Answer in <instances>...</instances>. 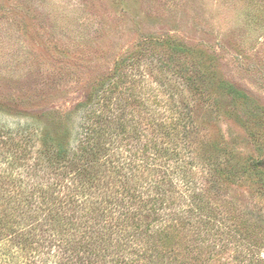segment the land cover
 <instances>
[{
  "label": "rangeland",
  "instance_id": "obj_1",
  "mask_svg": "<svg viewBox=\"0 0 264 264\" xmlns=\"http://www.w3.org/2000/svg\"><path fill=\"white\" fill-rule=\"evenodd\" d=\"M149 39H169L183 51L149 52L142 44ZM138 49L148 51L144 60L121 68L125 118L138 122L146 139L157 134L167 153L157 164L168 169L162 175L170 178L174 205L187 208L195 193L207 201L198 200V207L209 211L197 221L195 241L179 226L186 214L178 224V216L167 222L161 209L171 202L151 205L150 228L165 221L169 234L157 255L129 260L264 264V173L248 167L251 159L264 167V0H0V106L7 110L0 111V126L17 130L29 122L35 134L26 160L10 153L12 145L0 147V246L11 249L0 264H120L121 255L92 246L121 218L112 203L118 198L103 185L108 170L76 179L65 164L76 148L57 162L43 139L65 122L71 126L67 115ZM227 83L245 96L224 93ZM119 158L116 165L128 175L133 157L124 150ZM205 163L213 171L209 186ZM135 164L129 185L136 184L143 200L155 197L149 171ZM97 202L107 205L112 221Z\"/></svg>",
  "mask_w": 264,
  "mask_h": 264
},
{
  "label": "trees",
  "instance_id": "obj_2",
  "mask_svg": "<svg viewBox=\"0 0 264 264\" xmlns=\"http://www.w3.org/2000/svg\"><path fill=\"white\" fill-rule=\"evenodd\" d=\"M142 44L146 47H150V49H148L149 52H153L155 49H165V51L168 49L171 54L179 56V52L183 51L181 45H174L169 39H165L164 41H151V39H149L147 43L142 42ZM148 51L146 49H138L125 57L120 63H117L112 75L98 82L92 88L87 100L79 103L71 113L72 115H67L68 121L69 118L73 119L72 123H70L71 126L65 122L63 123L65 127L59 129L55 136H49L43 139L45 145L47 144L52 147L57 162H60L67 156L71 157V147L76 148V152L71 157L72 159L69 158V161L65 163L67 164V168L73 171V175L76 179H91V177L96 176L97 172L105 175L107 174L106 170H108L107 172H109V175H106L108 176V180L103 182V185H105V188H110L111 193L118 198L112 203L115 205L117 204V206L122 209L121 218L117 220V226L119 225V228L116 226L111 230L108 229L107 239L101 242L94 241L92 246L94 243H101L105 247V255H121V260H117L120 264H132L137 260L130 261V255H137V257L139 255H157L155 252L160 246H163L161 243L166 241L165 237L169 234L168 230L170 226L166 225L165 221L168 222L171 217V219H174L173 217L178 216V218L175 219L176 224H178L180 217L182 218V216L186 214V216H188L186 217L187 221L179 224L181 231L185 230L189 232L191 230L190 232L195 235H193V238L195 237V241H197V221L209 211L204 205L198 207V200L202 203H207V201L205 198L195 193L189 197L188 209L178 207L176 204L174 205L175 202L172 201V194H174V191L172 190V184L169 182L170 178L168 177V180L166 176L162 175L164 172L163 170L165 169V171L168 172V169L164 165L157 164L156 157L167 154L162 147H159L156 141L157 139L155 140V138H153L157 134L155 133L151 138L146 139L145 135L147 132L145 133L140 129L139 123L133 119L129 120L125 118L124 114L127 107L125 108L121 103V97L119 96L121 90L119 88L120 85L124 84L123 80H125L126 75L123 74V69L121 68L128 64H139L144 60L143 56H147ZM173 58L174 57H170L171 60H174ZM180 72L185 74L183 67ZM189 85L193 87L191 82ZM226 85L227 89L224 90V93L228 95L236 94L240 98L245 96L243 92H239L232 84L227 83ZM0 111L6 112L7 110L5 107L0 106ZM49 114L50 113H46L44 115ZM64 117L65 116H62V118ZM20 126L22 127V125ZM31 130L32 127L29 122L24 124L23 129L18 127L17 130H13L8 125L0 126V147L1 145H3V147L12 145L13 151L10 153L14 157V153L19 154L20 159L26 160L29 153L28 150L34 146L35 134L34 131ZM165 135L167 137L170 136L169 133H165ZM15 136L18 139H16ZM15 139L17 142H15ZM125 140L127 142L128 140L132 141V145L125 144ZM124 150L128 151L133 157L132 159H134V161L131 160L132 163H129L127 167L128 175L123 174L122 170L116 165L123 159L119 158L118 160H114V157ZM136 162H139L145 170L149 171L151 181H154L150 189L155 191V197L143 200L141 195L143 192L137 190L136 184L135 186L129 185L132 175L135 177V172L137 170L135 167ZM126 163L127 162H124V166ZM193 164L192 162V165ZM204 165L208 167L205 170L209 177L207 179L208 182L204 186H209V184H214L211 178L213 171L209 172V164L205 163ZM248 167L260 173H264V167L261 161L251 159L250 163H248ZM90 172L93 173L92 176ZM194 180L196 183V179ZM191 182L193 183V181ZM81 185L83 186L84 183ZM212 189L213 188H211V190ZM207 193L209 192L207 191ZM118 194H120L121 197L117 196ZM111 196L113 195L106 193L103 197L110 198ZM60 198L61 199H58L60 200L59 202L62 201V197ZM169 201L171 205L166 209L163 204ZM209 201L208 203L212 204ZM40 204H43L42 201H40ZM95 204H98L101 209L105 210V216L111 220L110 213L106 209L107 205L101 202L93 203V205ZM151 205H160L164 207L161 210H164L163 217L166 219L160 225L152 223V229L150 228L151 222L146 219L148 215L156 217V213L153 211L151 212L149 209ZM42 211L43 209L38 208V214H41ZM51 214L52 213L49 212L48 216L52 217L51 220L56 223ZM157 221L158 218H156V222ZM212 222L213 219L207 223L206 228L208 230H211V226H213ZM5 226H8V224H5ZM111 227H113L112 224ZM55 228L56 227L49 230L48 233L52 234ZM114 229H118V231ZM119 229H122V231ZM120 233L123 235V238H120ZM115 236L118 237L115 238ZM172 238L171 235L170 240H172ZM101 239H103V237H101ZM13 241L14 240H10V242ZM167 244L166 242V246L164 247L169 251L172 247ZM65 245L66 244H64V248ZM146 247L149 249L148 251L144 250ZM91 249L94 251L93 247ZM10 250L11 249L5 250V248H1L0 246V261L4 260L2 255H7V252ZM92 250L91 252L94 253ZM137 250L141 253H137ZM194 250L195 249H187L189 253H194ZM94 255L97 257V254L94 253Z\"/></svg>",
  "mask_w": 264,
  "mask_h": 264
}]
</instances>
